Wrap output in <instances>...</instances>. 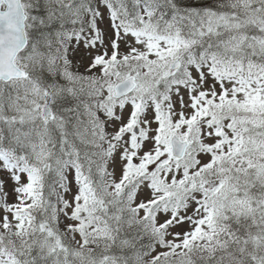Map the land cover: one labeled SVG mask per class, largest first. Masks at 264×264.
<instances>
[{
	"label": "snow or ice",
	"instance_id": "obj_1",
	"mask_svg": "<svg viewBox=\"0 0 264 264\" xmlns=\"http://www.w3.org/2000/svg\"><path fill=\"white\" fill-rule=\"evenodd\" d=\"M0 264H264V0H0Z\"/></svg>",
	"mask_w": 264,
	"mask_h": 264
}]
</instances>
